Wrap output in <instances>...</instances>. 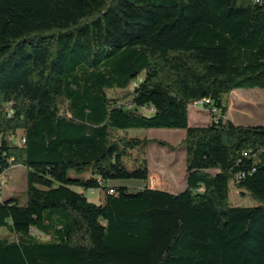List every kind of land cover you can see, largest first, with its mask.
Returning a JSON list of instances; mask_svg holds the SVG:
<instances>
[{"label":"trees","instance_id":"16d2710c","mask_svg":"<svg viewBox=\"0 0 264 264\" xmlns=\"http://www.w3.org/2000/svg\"><path fill=\"white\" fill-rule=\"evenodd\" d=\"M236 89L264 91V2L0 0V177L26 169L0 264H264V126L226 117ZM203 98L219 114L190 126ZM149 129L185 135L129 134ZM150 144L185 148V189L106 186L146 183Z\"/></svg>","mask_w":264,"mask_h":264},{"label":"rangeland","instance_id":"374dc122","mask_svg":"<svg viewBox=\"0 0 264 264\" xmlns=\"http://www.w3.org/2000/svg\"><path fill=\"white\" fill-rule=\"evenodd\" d=\"M138 81L133 82L132 89ZM117 93L109 91L110 97ZM228 110L226 117L237 125L264 126V91L260 89H236L227 96ZM141 113L150 116L153 111L150 107L141 109ZM188 121L190 126L203 127L210 121V114L207 109L190 105L188 108ZM131 136L146 139L165 141L171 145L178 144L185 135L184 130L173 129H149L142 131H129ZM149 179L146 183L141 181H112L118 185H131L133 188L148 186L151 189H159L171 193H178L185 189V148L176 151H169L166 148L150 144L145 153ZM70 178L76 177L73 170L68 171ZM111 188V187H110ZM87 199L96 204L99 203L98 191L85 192ZM0 198L7 200L14 198L20 206L26 203V169L19 165L11 166L4 176L0 177ZM229 200L235 206H254L253 201L247 194H240L231 188ZM32 235L38 239H47L35 230ZM8 230L0 229V236H6Z\"/></svg>","mask_w":264,"mask_h":264},{"label":"built area","instance_id":"2783aa9c","mask_svg":"<svg viewBox=\"0 0 264 264\" xmlns=\"http://www.w3.org/2000/svg\"><path fill=\"white\" fill-rule=\"evenodd\" d=\"M253 2L255 3H262L264 2V0H253ZM193 105H198V106H202L204 108L207 109V112L209 114H219V110L213 106V102L209 99V98H203L201 100H199L198 102L194 103ZM15 142H17L18 144H22L24 143V138L23 137H19L17 139H15ZM110 194H113L114 191L113 190H109Z\"/></svg>","mask_w":264,"mask_h":264},{"label":"crops","instance_id":"0c3cea01","mask_svg":"<svg viewBox=\"0 0 264 264\" xmlns=\"http://www.w3.org/2000/svg\"><path fill=\"white\" fill-rule=\"evenodd\" d=\"M227 110H228V107H227ZM232 121V120H231ZM233 122V121H232ZM234 123V122H233ZM106 186L107 187H115V186H126V185H118L116 182H112V181H109V182H107V184H106ZM128 187H133V186H129V185H127ZM45 240V239H44Z\"/></svg>","mask_w":264,"mask_h":264}]
</instances>
